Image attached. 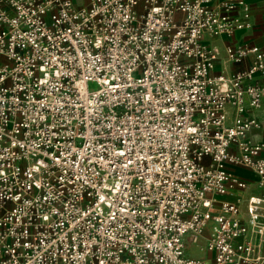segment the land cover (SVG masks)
Instances as JSON below:
<instances>
[{
    "label": "built area",
    "instance_id": "1",
    "mask_svg": "<svg viewBox=\"0 0 264 264\" xmlns=\"http://www.w3.org/2000/svg\"><path fill=\"white\" fill-rule=\"evenodd\" d=\"M232 7L0 0V264H264V51L206 42Z\"/></svg>",
    "mask_w": 264,
    "mask_h": 264
},
{
    "label": "crops",
    "instance_id": "2",
    "mask_svg": "<svg viewBox=\"0 0 264 264\" xmlns=\"http://www.w3.org/2000/svg\"><path fill=\"white\" fill-rule=\"evenodd\" d=\"M245 6L240 5L237 0H213L215 5L228 3L232 5L230 13L240 19H246L245 14L248 13L247 20L250 25L238 30L230 37H212L207 35L206 42L217 46L220 51V57L216 61V72H224L226 74L234 73L237 70L245 69L250 66L254 56L249 54L242 62L234 63L226 59L225 47L227 44H255L264 51V0H244ZM264 81V76L259 77ZM248 114L255 116L260 121V126L250 132V136L256 142L263 143L261 156H264V102L258 108H248ZM236 173L245 176L253 181L252 191H259L260 187L255 184L256 175L251 170L244 168H235Z\"/></svg>",
    "mask_w": 264,
    "mask_h": 264
},
{
    "label": "rangeland",
    "instance_id": "3",
    "mask_svg": "<svg viewBox=\"0 0 264 264\" xmlns=\"http://www.w3.org/2000/svg\"><path fill=\"white\" fill-rule=\"evenodd\" d=\"M77 1V4L81 5V4H85L87 2V0H76ZM95 84L94 83H91V87H94Z\"/></svg>",
    "mask_w": 264,
    "mask_h": 264
}]
</instances>
